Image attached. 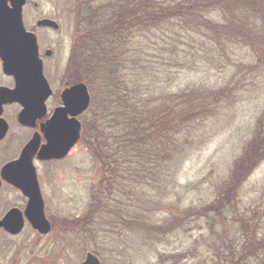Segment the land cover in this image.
I'll return each mask as SVG.
<instances>
[{"label":"trees","instance_id":"trees-1","mask_svg":"<svg viewBox=\"0 0 264 264\" xmlns=\"http://www.w3.org/2000/svg\"><path fill=\"white\" fill-rule=\"evenodd\" d=\"M254 1H73V19L80 31L74 60L86 84L92 81L91 70L97 81L103 79L104 95L93 109L91 102L82 118L80 143L99 178L92 187L93 203L72 229H88L101 212L110 216L112 227L129 232L122 236L123 243L140 239L143 247L157 246L177 229L199 232L183 254L166 256L159 250L155 264L185 258L193 264H264V195L258 203L244 204L241 191L264 160V124L244 142L226 177L206 200L181 210L156 203L155 195L163 190L162 199L169 190L168 173L181 168L187 145L201 136L199 122L216 112L215 105L226 99L227 91L202 85L176 91L156 88L160 81L154 85L147 66V36L153 33L158 40L154 45L161 46L167 55L163 61L174 67L175 76L205 61L223 66L220 61L230 57L229 43L235 38L264 58V0ZM110 202L113 210L106 205ZM137 203L143 207V218L128 215ZM161 209L168 217L163 222L151 219Z\"/></svg>","mask_w":264,"mask_h":264},{"label":"rangeland","instance_id":"rangeland-1","mask_svg":"<svg viewBox=\"0 0 264 264\" xmlns=\"http://www.w3.org/2000/svg\"><path fill=\"white\" fill-rule=\"evenodd\" d=\"M33 1L38 2V6L31 5L27 8L28 22L33 23V17L46 14L56 16L61 23L57 32L38 31L44 47L49 46L54 50V55L47 59L50 68L48 74L54 78L64 75L65 81L70 77L74 81L86 83L80 67L74 60L73 48L80 35L73 19L74 0ZM254 2L258 4V0ZM147 37L150 44L147 56V66L150 68L147 71L151 72L149 74L154 85L155 80L160 81L156 88L167 87L168 91H176L187 85H202L214 89L224 88L227 91L226 99L215 105L216 112L199 122L201 136L187 145L181 168L175 174L168 173L169 190L162 199L163 190L155 195L156 203L166 202V206L179 207L181 210L206 200L208 192L217 184L220 185L226 177L231 160L241 151L244 142L258 124L260 128L264 124V58L260 59L251 52V45L238 44L235 38L229 43L230 57H224L220 61H224L223 66L205 61L199 63V67L175 76L174 67L166 65L163 61V57L166 58L167 55L163 56L161 46L154 45L158 43L154 33ZM96 77V71L91 70L89 79L92 78V81L87 84L90 86L88 90L92 98V109L104 95L103 79H98L99 82ZM147 78L149 80V77ZM189 96L188 98H191ZM37 169L46 205L48 204L47 217L54 222V226L48 237L40 239V245L43 246L33 249L32 255L28 249L22 258L17 259V264H24V261H29V264H81L88 251L98 252L102 264H155L159 250L165 252L166 256L183 254L199 233L177 229L164 237L157 246L156 243H147L143 247L140 239L132 240L129 244L123 243L122 236H128L129 232L126 229L118 230V226H114L117 227L114 229L110 224V216L107 217L106 213L101 212L98 213L99 217L94 218V222L88 225V229H72L79 219L86 216L90 202L93 203L90 196L96 193V190L91 193L92 187L96 186L99 178L96 164L81 143L63 160L38 163ZM168 170L174 172L172 166ZM241 191L244 204L260 202L261 196L264 195V160L252 170ZM14 195L16 199H20L18 193L14 192ZM7 197V194L2 195L3 199ZM106 205L113 210L111 202ZM142 209L137 203L132 210L128 207V215L143 218L146 215ZM166 211L161 209L154 212L151 219L163 222L168 217ZM98 219L100 221L97 225L95 223ZM26 228L17 239V251L22 248L27 236L30 237L28 233L31 231L28 226ZM32 236L34 240L38 239L34 233ZM175 264H193V261L185 258Z\"/></svg>","mask_w":264,"mask_h":264},{"label":"water","instance_id":"water-1","mask_svg":"<svg viewBox=\"0 0 264 264\" xmlns=\"http://www.w3.org/2000/svg\"><path fill=\"white\" fill-rule=\"evenodd\" d=\"M25 2L26 0H0V58L3 70L16 76L15 89L0 90V103L20 101L23 109L18 120L22 124H30V120L35 119L34 116L31 117V111L41 108L44 112L43 102L51 90L42 72L36 36L33 32H27L23 25L22 7ZM37 25L58 26L56 21L49 18L40 19ZM62 98L65 106L55 109L42 128L46 142L37 151L39 138L34 135L23 147L19 158L5 165L0 174L1 179L16 186L27 197L24 214L30 225L40 233L49 232L51 227L44 213V201L32 158L36 151L40 160L64 157L80 138L81 123L76 115L86 110L90 100L83 82H77L64 90ZM68 113L71 118L67 117ZM6 130L5 124L0 138ZM23 223L21 213L15 209L0 221V225L10 226L8 228L13 233L19 232ZM81 264H101V261L95 253L89 251Z\"/></svg>","mask_w":264,"mask_h":264},{"label":"flooded vegetation","instance_id":"flooded-vegetation-1","mask_svg":"<svg viewBox=\"0 0 264 264\" xmlns=\"http://www.w3.org/2000/svg\"><path fill=\"white\" fill-rule=\"evenodd\" d=\"M7 4L11 5L9 1L7 2ZM31 5L33 7H37L38 2L33 0H26V3L22 8L23 23L26 30L32 31L36 34L39 56L41 57L43 62V73L50 86L51 92L43 102L45 106L44 112H42L41 108H37L31 111V115H32L31 117L34 116L35 119H31L30 124H22L18 120L19 113L23 109V105L20 101L14 100V101H6V102L4 101L0 103V122H1L0 133L3 125L6 124L7 127L5 135L0 138V174H1V170L5 165L19 158L23 147L34 135L39 138L37 151L39 150L41 145L46 142V138L44 137V133L42 130L44 124H46V122L51 118L55 109L65 106L62 98L63 91L71 87L75 82H78V80L74 81L70 79V77L68 78V80L65 81L63 79L64 75H59L56 76V78H54L48 74L50 68L47 65V59L51 58L52 55H54V50L52 48H49V46L44 47L38 31L52 30L54 32L55 31L57 32L59 31L61 23L56 16L54 15L49 16L46 14H41L33 17V23H30V21L28 22L27 8ZM42 18H49L55 20L58 23V28H51L48 26L37 25L38 20ZM15 88H16V76L11 73H6L3 70V65L0 58V90L3 89L6 91H11ZM86 111L83 112L82 114L76 115V119L79 120L81 124H82V117L85 115ZM40 113L42 114L40 116H37ZM67 117L71 118L72 116L71 114L68 113ZM78 144H80V140L71 148L68 154L61 159L40 160L37 158V151H36L35 155L32 158V164L37 169L38 163L63 160L70 154V152L76 146H78ZM37 175H38V169H37ZM0 180H1L0 181V221L4 220L6 214L14 209L19 210V212L21 213L24 219L23 226L21 230L17 233L11 232L10 229L8 228L10 226L0 225V264H17L16 263L17 259H20V257L22 258V256L27 252L28 249H29L28 250L29 254L32 255L33 249L43 246V244L40 245V239L48 237V235L52 230V227L54 226V222L50 221L47 217L48 204L46 205V198L44 197L42 188H41V192L44 201V213L48 221L50 222V227H51L49 232L47 233H40L37 229H34L28 222L27 217L24 214V209L28 201L27 197L24 196L16 186L1 179V176H0ZM38 180L40 183L39 175H38ZM14 192L19 194L20 199H16ZM3 194H7L8 197L6 199H3L2 198ZM27 226L31 231L29 233L27 232L30 237L27 236V238L24 240V245L21 246L22 248L19 251H17L15 247V245L18 246L17 239L24 233V231H26ZM32 233H34L38 237L39 241L38 239L34 240L35 238L34 236H32ZM24 264H29V261H24Z\"/></svg>","mask_w":264,"mask_h":264}]
</instances>
